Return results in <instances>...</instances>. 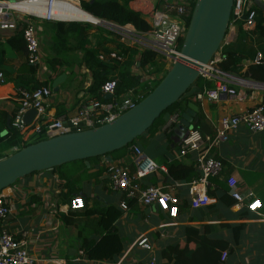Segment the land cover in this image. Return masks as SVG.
Here are the masks:
<instances>
[{
	"label": "crops",
	"instance_id": "1",
	"mask_svg": "<svg viewBox=\"0 0 264 264\" xmlns=\"http://www.w3.org/2000/svg\"><path fill=\"white\" fill-rule=\"evenodd\" d=\"M164 3L165 0H135L129 3V7L137 11L136 5L141 4L148 9L161 10ZM254 5L264 13V2L254 1ZM125 28L129 31L134 30L130 25ZM254 29L246 32L252 34ZM106 30L111 31L108 28H105ZM37 31L42 61L36 69L35 78L40 86L49 83L52 93L45 107L48 115L53 118L59 114H74L83 99L95 98L90 92L94 85L93 73L86 68L83 62L84 50L82 49H96L98 58L107 62L108 65H112L115 60L124 61L119 51L116 50L117 43L107 39L109 35L105 36L100 47L97 46L99 30L93 27L88 32L89 43L81 49L74 48L76 43L73 39L69 40L66 47L64 46L63 53H71V56L76 55V57L63 59L62 66L58 67L54 78L48 62L50 57L43 60V54L46 55L47 50H51L52 34L49 27L44 31L37 26ZM115 36L126 48L137 47L132 43L121 42L120 36L116 33ZM236 36L237 30L229 33L227 35L229 43L233 42ZM251 40V50L255 54L258 52L264 54V51L256 44L255 35H251ZM261 46L263 47V44ZM134 60L136 62L131 66L130 74L138 77L140 83H143L148 80V70L145 73L142 72L141 75L135 74L134 67L139 70L142 68L138 66V57ZM252 60L242 62V66L235 72L226 74L233 78L258 83L246 76L248 68L252 66L250 64ZM26 64V57L20 55L8 56L2 62L1 69L6 82L0 86V112L7 114L6 126L7 121L11 124L16 110L17 86L14 81L19 77L26 78ZM106 74L109 80L118 78V72L112 67L107 70ZM58 77H61L60 82L55 86L56 91H54L51 85ZM68 82L73 84L67 87ZM233 86L231 85V88ZM204 87L213 88V82L202 79L194 83L189 89L188 97L181 100L176 109L164 113L153 131L146 132L139 141H136L134 145L151 162L164 166L166 169L174 161L186 167H194L196 154H188L183 158L178 157L179 142L174 143L173 141L174 131L178 124L170 131L163 130L169 117L177 113L176 111L179 112L180 120L183 116L185 117L184 121L189 124L190 128L197 129L202 136L212 137L221 118L249 112L264 103V89L251 87L243 90V100L235 101L223 97L217 103L207 101L199 103L195 99V94ZM235 89L240 90L237 86ZM125 95L126 93H122L117 96L122 100ZM102 99V101H108L110 97L102 96ZM5 133L6 131H2L1 137ZM11 154H13L11 150L6 149L1 143L0 159ZM210 156L223 163V172L219 178L210 180L207 193L211 203L205 208L193 210L189 206L191 196L188 188L193 180L187 182L185 179L171 178L157 171L142 181L143 186H159L165 191L174 192L180 201L181 212L176 219L168 218L153 207L142 208L136 205L134 208H129L127 212H122L115 227L123 244V251L115 257L113 262L90 261L85 256L81 246L86 242L96 240L97 236L90 228L85 227L86 219L83 215L86 210L101 211L109 205L118 208L121 195L111 191L106 169L108 166L118 165L133 172L134 157L129 149L118 151L115 157L110 155V163L101 157L89 163V167L85 165L87 169L85 173L81 169L82 166L73 164L64 169L47 170L20 179L10 187L11 195L8 204L11 212L3 227L14 235L21 232L26 233L30 255L39 259L41 264H51L57 260H62L65 264H166V261L161 259V251L183 241L184 229L190 226L199 227L200 233L208 232L211 238L228 242L231 252L225 256V264H264V131L253 134L243 126L239 127L236 131L229 133L226 140L217 149L211 151ZM84 175L88 179H81ZM223 187L227 189V194ZM231 193L245 199L242 207L235 206L236 202L231 197ZM69 194L72 195L69 196ZM73 197L83 199L85 205L83 210L74 212L67 208ZM230 200L233 204L225 203ZM253 201L260 203L259 210L251 211L247 208ZM13 203H15V209ZM66 223H69L68 226L65 225ZM241 224L244 225V229L239 233L236 244L231 228ZM205 227L207 229H204ZM141 236L148 239L150 250L145 251L137 247L136 242Z\"/></svg>",
	"mask_w": 264,
	"mask_h": 264
},
{
	"label": "built area",
	"instance_id": "2",
	"mask_svg": "<svg viewBox=\"0 0 264 264\" xmlns=\"http://www.w3.org/2000/svg\"><path fill=\"white\" fill-rule=\"evenodd\" d=\"M135 2V0H132ZM254 1L264 0H232V8L228 22L225 40L217 53L209 63L203 66L200 78L213 82V88H202L195 94L197 102L207 101L217 103L223 97L232 100H243V90L246 87L264 89V84L244 81L229 76L221 71L218 66L225 57L222 55V47L229 43L227 35L237 30L239 26L244 31H251L255 27L256 10ZM35 2L45 9V14L40 15L34 12L23 11L17 5H34ZM192 0H165L161 10L148 9L145 5L137 4L136 9L148 21L150 30L146 33H138L135 30H127L111 22L105 24L109 30L120 36L123 43H132L142 49L149 50L156 54L157 61H165L166 68H169L174 60L180 56L182 40L186 33ZM67 6H79L78 0H0V32H12L18 26L23 27L22 37L26 49V62L36 69L41 64L39 55L40 45L37 39V29L33 18L46 22H69L61 20L53 15V9H65ZM81 9V8H80ZM252 66L261 67L264 71V54L256 53L250 63ZM5 77L0 71V86L5 84ZM250 84V86L248 85ZM117 80L110 79L100 87L101 96H109L108 101L96 98L83 99L74 114H62L56 118L48 115L45 104L51 96V89L45 86L37 88L19 89L16 91V110L12 117L10 126L15 128L23 137L24 142L34 138L52 139L57 136L95 129L106 123H110L118 116L133 108L142 99V92L139 89H131L126 92L125 97L120 100L115 94ZM236 85L240 90H236ZM33 109L35 116L26 125L23 115ZM180 120L179 113H174L167 120L164 131L172 130ZM244 127L253 134L264 131V103L256 106L249 112L235 116L223 117L218 123L216 132L212 137L202 136L194 128H190L186 135L178 143V157L183 158L188 154H196L194 168L199 177L189 185L188 192L191 196L190 208L193 210L207 207L211 200L207 189L212 179H217L223 172V164L212 158L210 153L217 149L226 140L229 133ZM42 141V140H41ZM39 142V141H38ZM134 157V173L124 167L115 165L108 166L107 178L111 191L119 193L124 197L118 207L122 212L128 211L127 201L134 200L137 206L142 208H156L170 219H176L179 214L180 201L171 190L165 191L159 186H145L142 181L151 174L160 171L167 174L164 166H158L151 162L144 153L135 145L129 148ZM10 188L0 191V264H41V261L30 255L29 243L26 233L17 235L5 230V221L10 215L8 199ZM237 207H242L244 198L231 193ZM84 201L80 197H73L67 208L71 211L84 209ZM260 203L253 201L247 206L251 211L259 210ZM137 247L141 250H150L148 239L145 236L138 238ZM226 253L222 255L224 261ZM51 264H65L57 260Z\"/></svg>",
	"mask_w": 264,
	"mask_h": 264
},
{
	"label": "trees",
	"instance_id": "3",
	"mask_svg": "<svg viewBox=\"0 0 264 264\" xmlns=\"http://www.w3.org/2000/svg\"><path fill=\"white\" fill-rule=\"evenodd\" d=\"M132 0H90L88 2L81 1L80 8L78 9L95 20H101L111 22L120 27L130 25L138 33H146L150 30L148 21L138 12H135L129 7V3ZM196 0H192L190 6V14L194 7ZM255 16V29L252 33L256 36V44L258 48L264 51V13L259 7L256 8ZM88 13V14H87ZM190 14L187 18L189 22ZM91 15V16H90ZM97 24V23H90ZM82 22H55L49 27L52 34L51 51L53 56L48 61L51 65L54 78L58 71V67L62 66L63 58L59 57V53L65 50V45L69 40L73 39L76 43L74 48H82L86 43L88 44V32L93 28L92 25ZM99 30L97 36V46L100 47L101 42L104 41L105 36H108V40L115 41L116 50L119 51L124 61L115 60L112 65H108L107 62L101 61L98 58V52L96 49H82L83 62L88 70L93 73L94 85L90 92L98 99L103 100L100 95V87L109 80L107 77V70L112 67L118 72L116 95L126 93L131 89H139L142 92V99L145 98L161 81L165 76L169 68H166L165 61L159 59L155 53L145 50L134 48H126L119 42L115 33L111 31H105L99 27H95ZM23 27L18 26L17 29L2 36L0 32V71H2V62L4 58L8 56H22L26 57L25 43L22 37ZM251 33H247L241 26L237 28V36L235 40L222 47L221 53L225 57L224 61L219 64L218 68L225 72H235L242 66V62H248L253 59L255 52L251 50ZM118 39V41H117ZM183 41V40H182ZM263 44V47L261 46ZM65 46V47H64ZM262 47V48H261ZM7 49L11 52V55H7ZM138 57V66L142 69L151 68V73L148 74V80L140 83L139 78L130 74V68L136 62L134 59ZM25 77L16 78L14 84L19 89L37 88L39 83L36 81V68L26 64ZM247 77L258 83L264 84V71L261 67L250 66L248 68ZM202 79L199 78L198 81ZM43 86L49 87V83H45ZM211 87V86H209ZM190 89V88H189ZM187 92L171 107H169L157 121L162 117L164 113L169 110H174L180 105L181 100H185L188 97ZM141 99V100H142ZM179 113L178 111H176ZM62 114L57 115L60 116ZM7 114L0 112V144L2 143L6 149H10L12 153L20 150L21 148L34 144L44 138H34L28 142L23 141L22 135L13 127L6 126ZM157 121L151 126L147 132H151L154 129ZM6 128V129H5ZM2 131H6L5 135L1 137ZM142 137V136H141ZM136 143L133 141L130 145L120 151L129 149ZM112 155V154H111ZM100 158V157H99ZM90 159L88 163L98 160ZM81 162L82 169L87 171L83 161ZM223 164V163H222ZM60 168V167H59ZM59 168L51 169L56 170ZM108 169V168H107ZM106 169V171H107ZM134 172V171H133ZM133 172H130L133 174ZM167 175L171 178H182L185 181H194L199 177V173L194 167H186L181 165L178 161L172 162L167 168ZM18 182V181H17ZM145 187V186H143ZM224 192L227 194V189L223 187ZM211 193H209L210 195ZM72 194H69V196ZM124 197L121 195V200ZM234 200V199H233ZM235 201V200H234ZM69 202V201H68ZM230 205L233 201L230 200ZM129 208H134L137 204L134 200L127 201ZM227 204V205H229ZM128 208V209H129ZM179 212L181 210L179 209ZM85 227H88L97 236L96 240L86 242L81 246L85 256L90 261L97 262H113L115 257L119 256L123 251V244L120 240L119 234L116 230L115 223L122 216V211L114 206H107L101 211H95L94 209L86 210L84 213ZM66 223L65 225L68 226ZM203 229V227H202ZM204 229H207L206 227ZM244 229V225H238L231 228L233 234L234 243L237 244L239 233ZM231 252L230 245L223 239H214L209 237L208 232L200 233L199 227L190 226L184 229V240L166 247L161 251V259L166 261V264H225L222 261L223 253Z\"/></svg>",
	"mask_w": 264,
	"mask_h": 264
},
{
	"label": "water",
	"instance_id": "4",
	"mask_svg": "<svg viewBox=\"0 0 264 264\" xmlns=\"http://www.w3.org/2000/svg\"><path fill=\"white\" fill-rule=\"evenodd\" d=\"M231 8L232 0H196L180 56L145 98L110 123L80 133L42 140L0 159V191L29 175L69 163L83 161L89 167L88 160L99 157H104L110 163L112 153L143 136L161 114L198 81L203 66L209 63L225 40ZM96 21L97 24H108L106 21ZM60 78L51 85L54 91ZM34 116L33 109L27 111L22 118L24 124L28 125ZM184 118L176 126L174 143H178L190 128Z\"/></svg>",
	"mask_w": 264,
	"mask_h": 264
},
{
	"label": "bare ground",
	"instance_id": "5",
	"mask_svg": "<svg viewBox=\"0 0 264 264\" xmlns=\"http://www.w3.org/2000/svg\"><path fill=\"white\" fill-rule=\"evenodd\" d=\"M18 8H21L23 11L34 12L40 15L45 14V9L39 6L38 2H35L34 5H17ZM53 15L61 20H67L69 22H82V23H97V21L78 8L74 6H67L65 9H53ZM88 14V13H87ZM91 16V15H90ZM229 39V37H228ZM250 86V84H248Z\"/></svg>",
	"mask_w": 264,
	"mask_h": 264
},
{
	"label": "rangeland",
	"instance_id": "6",
	"mask_svg": "<svg viewBox=\"0 0 264 264\" xmlns=\"http://www.w3.org/2000/svg\"><path fill=\"white\" fill-rule=\"evenodd\" d=\"M81 1H83V0H79V2H81ZM80 9V8H79ZM33 21L35 22V25H36V29H37V26H40L41 28H42V30H44L45 31V29L46 28H48V27H50L52 24H54L53 22H46V21H43V20H40V19H36V18H33ZM88 24H90V23H88ZM90 25H92L93 27H99V28H103V29H105V28H107V26L105 25V24H103V23H98V24H90ZM37 34H38V31H37ZM41 34L44 36V34H43V32H41ZM6 36L7 34H4V33H2V36ZM41 47H43V45L41 46ZM137 48L138 49H140L139 48V46H137ZM71 54V53H70ZM70 54H66V53H64V54H62V53H59V57H61V58H63V59H67V58H71V57H76V55L75 56H71ZM7 55H11V52L7 49ZM39 55H40V57H41V59H42V56H41V53L39 52ZM53 56V54H52V52H51V50L49 51V50H47V54L46 55H44L43 54V60H45V59H47V58H51ZM118 57H119V54L117 55ZM41 65V64H40ZM133 70L135 71V74H140L141 75V73L142 72H144L145 73V71L146 70H148V72H147V74H149V73H151V71L153 70L152 69V67L151 68H146V69H141V70H139V69H137V68H133ZM138 72V73H137ZM68 85H67V87H69V85H71V84H73L72 82H68L67 83ZM70 88H72V86H70ZM70 88H69V90H70ZM141 138H138L136 141H139ZM116 154H117V152H114V153H112V157H115L116 156ZM101 158V157H100ZM94 159H96V158H94ZM73 164H76V165H79V167H81V162L80 161H78V162H74V163H69V164H66V165H64V166H62V167H60V168H62V169H64L65 167H68L69 165V167H71V165H73ZM81 169H82V167H81ZM83 170V169H82ZM83 173H85V171L83 170ZM86 176L84 175L83 177H81V179H83V180H86V179H88V178H85ZM13 207H14V209H15V203H13Z\"/></svg>",
	"mask_w": 264,
	"mask_h": 264
}]
</instances>
